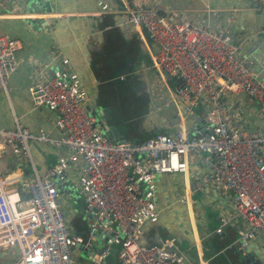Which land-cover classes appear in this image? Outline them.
<instances>
[{
	"label": "built area",
	"instance_id": "2783aa9c",
	"mask_svg": "<svg viewBox=\"0 0 264 264\" xmlns=\"http://www.w3.org/2000/svg\"><path fill=\"white\" fill-rule=\"evenodd\" d=\"M136 1L133 8L111 11L123 25L134 24L145 32L149 42L143 38L142 43L158 87L151 90L153 110L171 108L175 123L139 142L113 141L95 125L86 108L85 86L68 60L61 57L58 66H38L29 99L32 107L56 113L57 134L31 130L17 116L10 127L0 128V146H8L31 173L19 187L11 186L15 178H0V252L9 264H74L77 245L88 256L93 252L87 264H106L112 248L110 264H202L186 261L171 238L142 241L144 226L159 215L155 179L163 173H178L185 180L183 190L174 193L177 202L188 205L189 196L198 193L214 204L215 233L230 227L238 249L258 239L264 251V131L242 124L229 101L245 95L264 113V81L224 27L209 30L156 2ZM247 1L264 11V0ZM99 5L101 10L109 7L105 1ZM17 43L0 34V90L5 94L17 67ZM195 107L201 108L202 124L189 130L185 117ZM31 144L58 152L42 174ZM66 195L76 202L84 199V237L68 226Z\"/></svg>",
	"mask_w": 264,
	"mask_h": 264
},
{
	"label": "crops",
	"instance_id": "0c3cea01",
	"mask_svg": "<svg viewBox=\"0 0 264 264\" xmlns=\"http://www.w3.org/2000/svg\"><path fill=\"white\" fill-rule=\"evenodd\" d=\"M101 1L108 4L106 10H101ZM118 1L46 0L47 10L32 13L20 8V0L0 2V16H13L18 23L13 31H0L18 42L17 67L9 77L10 89L7 94L0 90V128L10 127L13 117L17 116L31 130L57 134L53 127L56 113L43 106L32 107L29 87L37 78L38 66H58L61 57L68 60L67 66L85 86L88 108L97 105L108 108L107 124L115 125L126 141H141L156 132L166 131L175 123L171 108L153 110L151 90L158 87L153 85V70L142 43L143 38L149 42L145 32L134 24L123 25L120 15L111 11L122 10L124 6L133 8L139 1ZM144 1L156 2L159 8L180 13L188 22L209 30L224 27L232 42L241 43V53L249 56L251 70L264 81V11L254 8L247 0ZM30 19L36 20L34 25L29 23ZM115 20L120 25H115ZM142 97L147 101L144 104L139 101ZM229 101L242 124L264 131V113L251 98L239 94ZM200 112L201 108L195 107L186 115L185 125L189 130L202 124ZM30 152L39 174L58 155L56 150L36 144H31ZM29 169L23 160L13 157L8 146H0V178H15L11 186L19 187L31 177ZM68 175L74 177L71 169ZM184 183L178 173L157 175L154 196L159 215L144 226L143 243L171 238L175 248L190 262L246 264L244 256L248 254L250 262L247 264L257 260L261 264L264 251L258 239L241 251L233 248L237 244L232 228L224 227L221 234L214 232L218 212L207 197L202 196L196 202L193 196L198 193H193L188 205L176 201L174 193L183 190ZM207 202L215 211L210 225L203 206Z\"/></svg>",
	"mask_w": 264,
	"mask_h": 264
},
{
	"label": "water",
	"instance_id": "95a60500",
	"mask_svg": "<svg viewBox=\"0 0 264 264\" xmlns=\"http://www.w3.org/2000/svg\"><path fill=\"white\" fill-rule=\"evenodd\" d=\"M11 1V0H10ZM20 8L27 13L37 12L47 10V2L46 0H20ZM49 9V8H48ZM39 21V19H37ZM36 22L35 19H30L29 23L34 25ZM18 23L16 22V18L13 16H0V31L9 32L13 31L17 28ZM91 116L95 118V125L99 128L100 132L109 139H112L116 142H124L126 141L123 135H119L115 125H108L106 120H108L109 116L107 114L108 108L101 107L100 105L95 106L94 108L89 109L86 106ZM59 186V185H58ZM20 197L26 198L27 194H23V192L19 193ZM100 239L104 241L106 236L101 235ZM80 245H77L73 249V254H79ZM95 252H99V249L96 248ZM93 252H90L88 259H91ZM113 248L110 249L109 253L105 258V263L110 264L113 261ZM3 252H0V259L3 257ZM244 262L247 264L249 261L248 254L244 256ZM250 262V261H249ZM261 264L264 263V259L260 261ZM250 264H259V261L251 262Z\"/></svg>",
	"mask_w": 264,
	"mask_h": 264
},
{
	"label": "rangeland",
	"instance_id": "374dc122",
	"mask_svg": "<svg viewBox=\"0 0 264 264\" xmlns=\"http://www.w3.org/2000/svg\"><path fill=\"white\" fill-rule=\"evenodd\" d=\"M2 34V32H0ZM154 92V90H153ZM193 199L197 202L202 199V195L195 194L193 196ZM66 205L69 206V216L70 221L68 223V226L71 227V225L76 226V230L79 234H81L83 237L86 235V229H87V222L83 218V212H84V199L82 196L79 198V201L76 202L74 198H69L67 195L65 196ZM204 210L206 211V216L208 218V224L210 225L214 221L215 211L212 208V206L207 202L204 203ZM210 214V215H209ZM69 219V218H68ZM73 228V227H72ZM74 264H87L89 263V259L86 257L85 252L81 251V253L78 256L73 257ZM10 259L9 258H3L0 260V264H9ZM91 263V262H90Z\"/></svg>",
	"mask_w": 264,
	"mask_h": 264
},
{
	"label": "trees",
	"instance_id": "16d2710c",
	"mask_svg": "<svg viewBox=\"0 0 264 264\" xmlns=\"http://www.w3.org/2000/svg\"><path fill=\"white\" fill-rule=\"evenodd\" d=\"M116 2L118 3L119 1L118 0H116ZM145 138H147V137H145ZM143 140V139H142ZM136 142H139V141H136ZM68 221V223H69V221H70V218L69 219H67ZM71 227H73V229H76V226L74 227V225H71ZM215 232V231H214ZM217 234V233H216ZM233 248L236 250V249H238V246L236 245V247L235 246H233Z\"/></svg>",
	"mask_w": 264,
	"mask_h": 264
},
{
	"label": "flooded vegetation",
	"instance_id": "af4514ba",
	"mask_svg": "<svg viewBox=\"0 0 264 264\" xmlns=\"http://www.w3.org/2000/svg\"><path fill=\"white\" fill-rule=\"evenodd\" d=\"M139 101H140L141 104H144L146 100H145L144 97H142V98L139 99ZM146 102H147V101H146Z\"/></svg>",
	"mask_w": 264,
	"mask_h": 264
},
{
	"label": "clouds",
	"instance_id": "9594fccd",
	"mask_svg": "<svg viewBox=\"0 0 264 264\" xmlns=\"http://www.w3.org/2000/svg\"><path fill=\"white\" fill-rule=\"evenodd\" d=\"M247 247V246H246ZM84 252V251H83ZM4 253V252H3ZM5 254V253H4ZM3 254V257L0 259V260H2L3 258H5V255ZM86 257H87V255H86ZM88 258V257H87ZM263 264V263H262Z\"/></svg>",
	"mask_w": 264,
	"mask_h": 264
}]
</instances>
